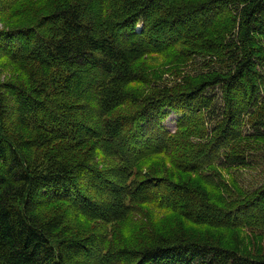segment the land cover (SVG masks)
I'll list each match as a JSON object with an SVG mask.
<instances>
[{
    "label": "trees",
    "instance_id": "trees-1",
    "mask_svg": "<svg viewBox=\"0 0 264 264\" xmlns=\"http://www.w3.org/2000/svg\"><path fill=\"white\" fill-rule=\"evenodd\" d=\"M0 20V264H264V244H234L237 231L264 238V189L228 209L195 185L132 180L145 156L176 148L171 112L213 127L212 154L191 171L251 166L230 150L264 141V0H0ZM171 54L202 73L134 94L148 83L139 61ZM152 201L231 242L167 230L106 249L71 226L122 222Z\"/></svg>",
    "mask_w": 264,
    "mask_h": 264
},
{
    "label": "rangeland",
    "instance_id": "rangeland-1",
    "mask_svg": "<svg viewBox=\"0 0 264 264\" xmlns=\"http://www.w3.org/2000/svg\"><path fill=\"white\" fill-rule=\"evenodd\" d=\"M1 28L3 24L0 20ZM141 28L142 26L139 25L136 31H142ZM176 58V54L166 57L154 55L139 61L136 69L145 74L148 83L131 87L134 94L151 95L156 91H163L164 88H169L175 93L185 88L191 77H197L199 73H202V60L181 63V60ZM3 66L0 60L2 74L10 72L7 66ZM12 71L16 72L18 68H13ZM184 123L186 126L183 125ZM193 123L189 118L186 119L182 115L171 112L165 126L169 128L168 132L176 142V148H169L162 154L154 153L145 156L137 164L132 180L153 178L191 187L195 185L194 187L209 197L214 205L228 209L236 208L245 202L254 203L260 198L264 189V141L245 137L230 150V152L235 150L244 153L248 162L251 163L250 167L223 170L216 163H211L204 165L202 171H191L192 166L198 168L202 165L201 160L204 156L212 154L210 149L215 136L210 123L204 126ZM249 126H244L246 132ZM220 152L223 153V151ZM61 207L71 212L67 204L62 203ZM70 220L73 222L74 217L70 216ZM71 226L75 234L100 236L105 241L106 249L120 248L124 245L135 246L151 233L167 230L180 231L181 235L209 242L206 239L208 237L217 244L231 242L224 232L212 231L185 222L176 213L161 209L157 201L138 206L137 212L132 213L122 222L107 224L81 218L79 221H74ZM242 231L234 233V244H240L236 246H242L243 242H246V236L251 239L252 247L260 248L256 242L264 244V238H258L260 233Z\"/></svg>",
    "mask_w": 264,
    "mask_h": 264
}]
</instances>
